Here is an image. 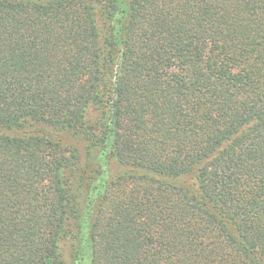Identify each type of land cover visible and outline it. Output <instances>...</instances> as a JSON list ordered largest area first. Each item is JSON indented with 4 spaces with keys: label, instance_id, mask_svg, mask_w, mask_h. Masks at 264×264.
<instances>
[{
    "label": "trees",
    "instance_id": "1",
    "mask_svg": "<svg viewBox=\"0 0 264 264\" xmlns=\"http://www.w3.org/2000/svg\"><path fill=\"white\" fill-rule=\"evenodd\" d=\"M0 264H264V0H0Z\"/></svg>",
    "mask_w": 264,
    "mask_h": 264
}]
</instances>
